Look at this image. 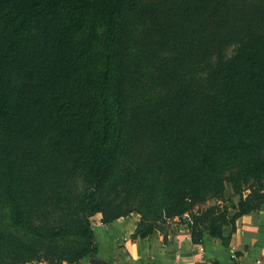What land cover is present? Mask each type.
I'll use <instances>...</instances> for the list:
<instances>
[{"label":"trees","instance_id":"16d2710c","mask_svg":"<svg viewBox=\"0 0 264 264\" xmlns=\"http://www.w3.org/2000/svg\"><path fill=\"white\" fill-rule=\"evenodd\" d=\"M263 205L264 0H0V264L95 256L97 213L227 245Z\"/></svg>","mask_w":264,"mask_h":264},{"label":"crops","instance_id":"0c3cea01","mask_svg":"<svg viewBox=\"0 0 264 264\" xmlns=\"http://www.w3.org/2000/svg\"><path fill=\"white\" fill-rule=\"evenodd\" d=\"M235 213V209H229V218ZM92 217L96 218L95 226H91L97 243L94 257L107 264H264V205L235 219L227 245L206 231L199 242H193L185 224L169 227L166 239L155 230L131 241L138 215L120 217L109 224L101 222L99 213ZM89 259L83 258L76 264H91Z\"/></svg>","mask_w":264,"mask_h":264},{"label":"rangeland","instance_id":"374dc122","mask_svg":"<svg viewBox=\"0 0 264 264\" xmlns=\"http://www.w3.org/2000/svg\"><path fill=\"white\" fill-rule=\"evenodd\" d=\"M83 37H84V33H82V34H80L78 36V40L82 39ZM233 51H234V47H230L229 50H228V54L230 55ZM203 205L204 204H201V205H198V206L202 207ZM132 215H138L139 219L141 218L139 213L133 212V213L130 214V216H132ZM183 217L187 218V213H185L183 215ZM90 222H91V226H95L94 224L96 222V218L95 217H91L90 218ZM167 223H168L169 227L174 226V225L184 224L183 221H181L180 219H177V218L176 219H172V220L168 219Z\"/></svg>","mask_w":264,"mask_h":264},{"label":"water","instance_id":"95a60500","mask_svg":"<svg viewBox=\"0 0 264 264\" xmlns=\"http://www.w3.org/2000/svg\"><path fill=\"white\" fill-rule=\"evenodd\" d=\"M89 262L91 264H107L104 260L97 258V257H90Z\"/></svg>","mask_w":264,"mask_h":264},{"label":"built area","instance_id":"2783aa9c","mask_svg":"<svg viewBox=\"0 0 264 264\" xmlns=\"http://www.w3.org/2000/svg\"><path fill=\"white\" fill-rule=\"evenodd\" d=\"M231 257H232V258H234V257H235V255H234V254H231Z\"/></svg>","mask_w":264,"mask_h":264}]
</instances>
